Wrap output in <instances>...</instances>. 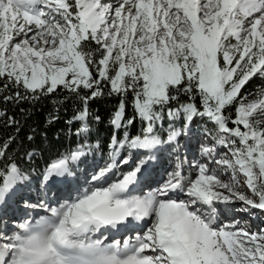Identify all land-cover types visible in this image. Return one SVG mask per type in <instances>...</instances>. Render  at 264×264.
Instances as JSON below:
<instances>
[{
  "label": "snow or ice",
  "instance_id": "snow-or-ice-1",
  "mask_svg": "<svg viewBox=\"0 0 264 264\" xmlns=\"http://www.w3.org/2000/svg\"><path fill=\"white\" fill-rule=\"evenodd\" d=\"M257 75L264 77V0H0V93L14 89L5 102L62 90L82 102L74 119L82 122L77 135H86L88 102L117 95L114 128L137 118L144 128L132 138L114 134L113 159L125 146L147 153L107 187H89L58 206L25 202L48 214L19 223L11 236L0 232V264H264V229L221 225L216 215L218 204L233 200L244 211L264 210V91L253 100L241 94ZM197 117L215 131L206 130L211 143L201 144L205 160L193 162L195 177L177 164L159 189L130 196L137 174L165 143L157 127L182 118L183 127L169 124L167 139L179 148L178 137ZM13 139L0 144V159ZM86 146L53 160L42 187L53 176L73 175L70 164ZM27 179L15 162L0 167V203ZM176 192L186 199H173ZM129 218L149 226L105 243L104 233Z\"/></svg>",
  "mask_w": 264,
  "mask_h": 264
},
{
  "label": "trees",
  "instance_id": "trees-1",
  "mask_svg": "<svg viewBox=\"0 0 264 264\" xmlns=\"http://www.w3.org/2000/svg\"><path fill=\"white\" fill-rule=\"evenodd\" d=\"M91 47L95 49L97 45L93 42ZM13 91L14 89H10L0 93V113H4L0 115V144L10 137L14 138L5 158L0 159V167L15 162L27 174L28 179L25 181L34 185H40L45 168L53 160L76 150L78 146L87 145L84 148L86 154L103 161H110L114 134L117 139L122 140L125 132L128 133L129 138H132L140 135L144 128L143 122L137 118L127 127L115 129L110 121L120 97L104 95L88 102L87 122L90 131L86 135H77V129L81 127L82 122L74 119V116L83 105L75 96L58 90L54 94L42 96L39 100L5 102L4 96L10 95ZM261 91H264V77L257 75L241 89V94H246L248 100H253ZM181 99L186 100V97ZM130 101L131 96L126 110L128 118L133 116ZM96 117L99 119L97 120ZM10 118L18 123H10ZM179 121L183 126L184 120L181 118ZM171 122L174 121L165 118L162 126L157 127L156 133L162 140L165 138L166 126ZM197 123L200 124L202 131L208 130L209 133H214L215 125L208 122L207 118L197 117L191 125ZM30 136L32 139H29ZM126 149L137 150L125 146L118 156H122ZM29 153L33 155L29 157Z\"/></svg>",
  "mask_w": 264,
  "mask_h": 264
},
{
  "label": "rangeland",
  "instance_id": "rangeland-1",
  "mask_svg": "<svg viewBox=\"0 0 264 264\" xmlns=\"http://www.w3.org/2000/svg\"><path fill=\"white\" fill-rule=\"evenodd\" d=\"M109 2H114V0H109ZM180 122L181 121L177 120L171 123L175 127L180 128L183 127L180 125ZM168 131L169 125L166 126L165 138L163 139L165 143L163 144L162 150H160V152L155 150L154 152L155 159L157 160H150L142 168L141 172L137 174L138 182L135 184L136 186L130 188V192L128 193L130 196L143 197L147 193L159 189L168 180L169 173L176 169L177 164L182 166V171L185 176L191 174L194 178L196 169L193 167V162L205 160V157L201 155V144L211 143V140L208 135L201 133V126L199 123L190 125L187 133L178 137L179 148H177L176 143L167 142ZM220 151H225V149L221 148ZM84 153L85 154L76 162L70 164L73 175H66L64 177L53 176L54 179L62 178L55 181L62 186V188H59V192L51 190L46 191L45 187H42V185L37 186L24 181L18 184L11 193L6 195L5 201L0 203V231L2 230V233L11 236L18 230L17 225L19 223L29 219H32L34 222L35 219L48 214L43 208L26 207L25 202L31 205H38L41 201H44L51 206H58L65 200L73 198L78 192L84 189L89 187H107L112 183L118 182L123 178L124 174L133 170L139 161L147 155L144 150L129 151L126 149L122 156H115L114 167L106 173L101 181L97 182L92 180V176L105 168L106 165L113 164V156L111 157V162L107 163L97 158H92L90 154L87 155L86 150H84ZM124 160H127V163H122ZM214 166L215 165H210V167ZM221 175L222 174H220V178L225 182L230 180L229 174H225L224 176ZM241 180H243V177H241ZM241 190L248 193V189L246 188H242ZM47 192L48 195L46 198ZM174 195L176 199H186L183 193L176 192ZM26 198L30 199L25 201ZM222 204L224 203L217 205L216 212L218 222L221 225L239 221L241 225H246L252 231L264 229L263 213L257 214L256 212L244 211L243 203L238 200H233L228 204H224L228 207L226 211L221 208ZM232 204L235 206L231 208L232 210H229ZM12 217H14V220L10 221ZM13 222L14 224L11 225ZM148 226L149 223L144 229ZM143 231L144 230L139 231L135 228L131 233H128L126 237L122 238L121 236H116L111 240H105V243H112L115 240L122 242L125 239L134 238L137 234H142ZM120 234L124 236V233Z\"/></svg>",
  "mask_w": 264,
  "mask_h": 264
},
{
  "label": "bare ground",
  "instance_id": "bare-ground-1",
  "mask_svg": "<svg viewBox=\"0 0 264 264\" xmlns=\"http://www.w3.org/2000/svg\"><path fill=\"white\" fill-rule=\"evenodd\" d=\"M214 167H216V165L214 166ZM220 174H222L221 176H224L225 174L224 173H220ZM54 179V177H52V178H50V180H53ZM170 195H171V197L173 198V199H176V196L173 194V193H170ZM231 206V207H230ZM229 207V210H232L231 208L233 207V206H235V205H230ZM221 208H223L225 211L228 209V207L227 206H225L224 204H222L221 205ZM149 223V221L146 223V225ZM16 224V223H15ZM126 225H133V226H138L139 225V222L138 221H135V223H134V220H132V218L129 220V222L126 224ZM146 225H144V227L146 226ZM118 228V227H117Z\"/></svg>",
  "mask_w": 264,
  "mask_h": 264
}]
</instances>
